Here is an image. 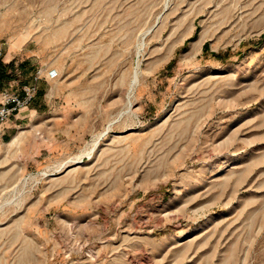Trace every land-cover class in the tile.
Segmentation results:
<instances>
[{"label":"rangeland","instance_id":"rangeland-1","mask_svg":"<svg viewBox=\"0 0 264 264\" xmlns=\"http://www.w3.org/2000/svg\"><path fill=\"white\" fill-rule=\"evenodd\" d=\"M0 49L85 114L0 141V264H264V0H0Z\"/></svg>","mask_w":264,"mask_h":264},{"label":"crops","instance_id":"crops-1","mask_svg":"<svg viewBox=\"0 0 264 264\" xmlns=\"http://www.w3.org/2000/svg\"><path fill=\"white\" fill-rule=\"evenodd\" d=\"M13 58L14 56L9 51L4 53L2 62L9 77L2 82V87L20 90L23 84L31 81L37 65L32 59L16 60ZM56 75L55 68L45 67L43 69L37 93L31 103L0 124V141L11 139L18 128L24 124H33L38 128L40 124L49 120L53 131H55V162L77 163L71 160L73 157L66 160L64 158L82 143V136L79 133L82 130L83 122H85V114L66 104L65 92L61 88L65 79L61 80L55 77ZM21 131L23 132V130ZM60 133L62 136H59ZM84 156L87 157L86 155L82 157Z\"/></svg>","mask_w":264,"mask_h":264},{"label":"built area","instance_id":"built-area-1","mask_svg":"<svg viewBox=\"0 0 264 264\" xmlns=\"http://www.w3.org/2000/svg\"><path fill=\"white\" fill-rule=\"evenodd\" d=\"M2 50L0 49V56ZM42 68H38L29 83L21 86L20 90L10 87L0 88V124L21 109L27 107L38 90V83L42 76Z\"/></svg>","mask_w":264,"mask_h":264},{"label":"bare ground","instance_id":"bare-ground-1","mask_svg":"<svg viewBox=\"0 0 264 264\" xmlns=\"http://www.w3.org/2000/svg\"><path fill=\"white\" fill-rule=\"evenodd\" d=\"M205 38L204 34L200 33L195 39L192 40L191 42V48L198 47L201 45L203 39ZM135 82V81H134ZM20 133L15 134L11 137L10 141L8 142L9 144L14 143L17 141L18 137H20ZM96 137V136H95ZM97 139V138H96ZM96 142V141H95ZM95 144V143H94ZM90 149V148H89ZM74 161L80 162L81 159L77 157Z\"/></svg>","mask_w":264,"mask_h":264},{"label":"trees","instance_id":"trees-1","mask_svg":"<svg viewBox=\"0 0 264 264\" xmlns=\"http://www.w3.org/2000/svg\"><path fill=\"white\" fill-rule=\"evenodd\" d=\"M214 54L217 55V53H214ZM8 77H9V75L6 73L5 65L0 60V84H2V82L7 80Z\"/></svg>","mask_w":264,"mask_h":264}]
</instances>
